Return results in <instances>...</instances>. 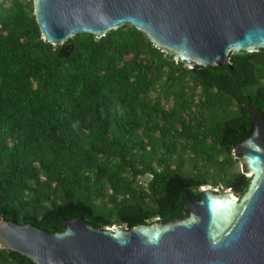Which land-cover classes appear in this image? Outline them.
<instances>
[{"label":"trees","instance_id":"obj_1","mask_svg":"<svg viewBox=\"0 0 264 264\" xmlns=\"http://www.w3.org/2000/svg\"><path fill=\"white\" fill-rule=\"evenodd\" d=\"M32 0H0V214L48 232L182 219L202 186L240 195L233 156L264 124V50L229 54L232 71L188 67L125 24L103 36L43 40ZM152 177L143 186L140 177ZM0 264H33L0 250Z\"/></svg>","mask_w":264,"mask_h":264},{"label":"water","instance_id":"obj_2","mask_svg":"<svg viewBox=\"0 0 264 264\" xmlns=\"http://www.w3.org/2000/svg\"><path fill=\"white\" fill-rule=\"evenodd\" d=\"M32 11L52 45L128 24L175 61L227 72L229 54L264 50V0H32ZM245 101L251 132L232 150L248 178L240 195L205 186L165 223L110 226L98 213L95 226L73 215L48 232L0 214V250L33 264H264V124Z\"/></svg>","mask_w":264,"mask_h":264},{"label":"built area","instance_id":"obj_3","mask_svg":"<svg viewBox=\"0 0 264 264\" xmlns=\"http://www.w3.org/2000/svg\"><path fill=\"white\" fill-rule=\"evenodd\" d=\"M151 177H152V175L149 174V173H147L144 177H140V178H139V182L142 183L143 186H145V185H146V182L149 181V180L151 179ZM201 188H203V186L200 187V189H201Z\"/></svg>","mask_w":264,"mask_h":264},{"label":"rangeland","instance_id":"obj_4","mask_svg":"<svg viewBox=\"0 0 264 264\" xmlns=\"http://www.w3.org/2000/svg\"><path fill=\"white\" fill-rule=\"evenodd\" d=\"M203 187H205V186H203Z\"/></svg>","mask_w":264,"mask_h":264}]
</instances>
